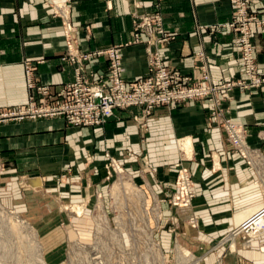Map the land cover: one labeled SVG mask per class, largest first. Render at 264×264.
<instances>
[{
  "label": "crops",
  "instance_id": "crops-1",
  "mask_svg": "<svg viewBox=\"0 0 264 264\" xmlns=\"http://www.w3.org/2000/svg\"><path fill=\"white\" fill-rule=\"evenodd\" d=\"M61 1L69 6L78 49L119 46L126 81L149 74V57L155 50L192 81L199 79L202 63L211 83L241 76L233 33L224 26L233 0H0V106L27 99L26 62L40 82L55 89L73 80L74 65L64 58L62 26L49 6ZM249 8L264 11V0H249ZM154 12L161 17L164 41L155 40L161 35L154 30L149 36L135 26L142 15ZM253 37L257 69L264 73V29ZM104 62L100 56L87 65L99 69ZM222 108L224 115L244 126L246 142L260 153L264 170V88H235ZM186 139L191 151L183 156L180 144ZM108 156L133 173L152 200H160L166 223L157 239L165 257L177 254V243L204 264H264L259 249L264 237L227 238L260 208L262 199L254 181L256 168L232 151L224 131L211 121L206 101L158 106L145 117L138 106L114 109L95 127L71 125L62 117L2 123L0 204L29 219L41 196L79 205L80 215L69 212L56 219L46 211L35 224L45 247L49 230L40 228L43 223L67 225V230L62 228L65 242L79 236L87 243L94 221L88 207L104 190ZM182 159L194 181L188 208L167 202L175 189L173 165ZM190 216L196 217L195 227L188 223Z\"/></svg>",
  "mask_w": 264,
  "mask_h": 264
},
{
  "label": "built area",
  "instance_id": "built-area-1",
  "mask_svg": "<svg viewBox=\"0 0 264 264\" xmlns=\"http://www.w3.org/2000/svg\"><path fill=\"white\" fill-rule=\"evenodd\" d=\"M230 20L224 24L233 33V42L238 52L241 76L227 79L221 83H211L204 63L200 66L199 79H192L181 74L176 68L168 66L161 58L158 50L149 57V74L143 78L126 81L123 78L121 48L111 46L103 49L80 51L74 36L69 6L65 1L50 3L52 17L59 20L64 36V58L74 65V78L58 89L43 84L36 76L31 63L24 64L26 102L11 109L0 110V122L7 120L38 119L43 117H62L67 123L84 127H95L104 123L114 109L138 106L143 115H149L158 106L183 104L190 101H206L211 121L215 122L225 133L232 151L242 157L246 163L256 168L258 179L254 181L260 190L262 203L258 210L233 228L228 237L230 240L240 237L253 239L264 237V170L262 159L257 149L246 142V130L240 123L233 122L223 113V101L229 92L238 89L264 88V73L257 69L253 36L257 30L264 29V11H252L249 0H233ZM135 26L147 31L149 36L154 30L161 36L156 41H164L161 17L158 13L144 14ZM89 34L85 35L88 38ZM149 42V39H148ZM202 60V53L195 54ZM104 56L105 62L99 69L88 67L89 61ZM106 164L115 169L116 162L108 156ZM261 165V166H260ZM175 192L169 203L173 207L188 208L194 198V181L182 162L175 164ZM154 204L149 207L154 208ZM156 209V208H155ZM157 210V209H156ZM154 228L164 227L166 221L159 211L152 217ZM190 226L195 227V216L188 219ZM159 230V229H158ZM127 234V233H126ZM129 239L128 234L126 235ZM125 236V238H126ZM127 239V240H128ZM225 239H222L224 241ZM93 244V239L91 240ZM126 243V242H125ZM260 250L264 252V240L260 242ZM106 252L98 251L87 255L88 264H109ZM109 256V255H108ZM114 262L127 258L116 253Z\"/></svg>",
  "mask_w": 264,
  "mask_h": 264
},
{
  "label": "rangeland",
  "instance_id": "rangeland-1",
  "mask_svg": "<svg viewBox=\"0 0 264 264\" xmlns=\"http://www.w3.org/2000/svg\"><path fill=\"white\" fill-rule=\"evenodd\" d=\"M154 13H158V12H154ZM25 102H26V100H25ZM19 105L17 104V105H11V106H9V105L8 106H0V110L16 108ZM141 111H142V116L145 117L143 115L142 109H141ZM11 121L19 122L22 120H7L5 122H0V124L6 123V122H11ZM182 151H183V156H188L190 154V151L188 153H186V151L184 152L183 149H182ZM107 162H108V160L106 161L105 165L103 166V168L106 171V175L107 176L109 175L107 178L105 187L103 188L104 190L103 191L100 190V192L96 193L95 199L93 197V202L90 205V207H88L90 213H92L93 220H94L95 214H97V203L99 201V198H101V200L103 202L104 209L106 211V215H107L109 223H110V226L112 228L117 227V225L115 224V219L117 217H120L121 213H120V209L118 210V209L113 208L112 203L114 201V198H113L114 194L113 193H115L116 186H118V184L116 182H118V176H119L118 170L120 169V170H122L121 175L130 179L135 186H137L138 188H140L141 190L144 191L146 198H147L146 202H145V209L147 211V215L149 217V222H150V225L152 227L151 237L154 241L156 240L158 242L157 235H158L159 230H161L162 228H160V227L154 228L151 221H152V217H154V218L157 217L159 211L161 212V208L159 206L160 200L157 199V197L154 200H152L150 198L151 196L148 195L149 190L145 191L142 188L141 183L137 179H135V176L133 175V173H130V171H126L125 169L121 168V166L116 161H115L116 162L115 169L117 171L113 170L112 167H110L109 165H108L109 168H107V166H106ZM178 162H182V165L185 166V168L188 170L189 174L191 175L189 168L187 167L186 164H184L183 159L178 161ZM178 162H176V163H178ZM245 163H246V161H245ZM175 164L173 165V168H172L174 171V176L176 175L175 174V169H176ZM246 164L250 165L248 163H246ZM250 166H252V165H250ZM173 184L175 187L176 186L175 181H173ZM175 189H176V187H175ZM175 189L173 192H175ZM118 192H119L118 201L120 202V205H124L126 193H124L122 190L121 191L119 190ZM127 197L129 198V202L131 200L132 201L137 200L136 197L133 196L132 193H130V192L127 194ZM43 198H44V196H41L38 198L39 199L38 209L35 211H32L31 218L30 219L25 218V217H23V218H25L27 221H29L31 223L32 227L35 229L36 234H37V239L42 246L43 259L47 264H73V263L69 262V258H68V248H69L68 242H69V239H67L66 242L64 241V234L62 231V228L64 229L65 226H66L65 229L67 230V225H65L63 227L62 226H58V227L57 226H50L49 227V226H45V223H43V225L40 226V228H43V229L48 228L47 230H49L47 232V234L49 235V244H47V246L45 247L43 239H42V237H40L41 235L39 236L37 233V228H36V224H35V222H37L36 218L40 217L41 214L46 212V211L51 212V214L56 219H62L66 213H69V212L74 213L70 209L72 205L55 203L52 200H48L47 198L43 199ZM169 199H170V197L167 199V202L170 205ZM134 202H136V201H134ZM153 204L155 205L154 208L150 209L149 207H151ZM54 206H55V208H54V210H52V207H54ZM161 214H162V212H161ZM162 217H163V214H162ZM5 220H6V217H4L3 215L0 214V264H16V260H17L16 257L18 255V253H19V256H21V253L17 251V249L19 250V247L17 246L15 237L8 230V226L5 223ZM41 221L42 220H39V222H41ZM94 226H95V222L93 221V228H92L93 232H92V237H91L92 239L94 236ZM64 233H65V230H64ZM126 235H127L126 232H124L123 233V236H124L123 241L126 242L125 248L127 249V250L125 249L124 252H127L128 257L127 258L124 257L123 259H121L119 261H121L122 263L125 262L124 264H141V263L142 264H153L154 261L152 258V254H149L148 249L143 246V243L140 242V240L135 236L133 237L131 235H128L129 237H131L128 239ZM125 236H126V238H125ZM77 238L78 239L75 238L74 240H72V242L75 243V241H80V242L84 243L85 245L90 246V248H87L88 250H83L82 248H80L78 255L74 258L75 262H77V264H83V261H82V259H83L85 261L84 264H88L89 259H87V255L89 258H91L90 256L93 255V253H97V251H98V249L96 247L92 248V246L94 245V239H93V244L91 245V244H89V243H92L91 240H89L90 242L88 241L86 243V242L81 241L79 236H77ZM176 245L179 248L178 251L180 253H177V247H176V253H177L176 255H172L171 257H168V256L165 257L162 253L163 258H162L161 262H163V264H187L189 262H191V263L195 262L193 264H204V262L196 260V257L193 258V256L191 255L192 252L190 251V249L187 246L183 245V247H180V245L177 243H176ZM45 248H46V250H45ZM100 251H103V253L106 252L107 256H105V258H107L109 260V262H108L109 264H110V262L115 261V259H113V257H116L115 256L116 253L113 249H112V252L109 253L103 247H100ZM120 255H123V253H120ZM27 263L28 264H30V263L36 264L33 257L28 258Z\"/></svg>",
  "mask_w": 264,
  "mask_h": 264
},
{
  "label": "bare ground",
  "instance_id": "bare-ground-1",
  "mask_svg": "<svg viewBox=\"0 0 264 264\" xmlns=\"http://www.w3.org/2000/svg\"><path fill=\"white\" fill-rule=\"evenodd\" d=\"M180 146L184 152L186 151V153L191 151L190 143L187 139L183 140ZM121 171L122 170L120 169L118 170L119 176L118 182H116L118 186H116V191L113 193L114 201L112 203L113 208L118 210L120 209L121 213L120 217L115 219V224L117 227L112 228L110 226L103 202L101 198H99L97 203V214H95L94 217V245L92 248L96 247L98 251H100V247H103L109 253H111L113 249L115 253L120 255V253H124V250L126 249L125 242L123 241V233L126 232L128 235L137 237L140 242L143 243V246L148 249L149 254H152L154 261L153 264H163V262H161L163 255L159 244L151 237L152 227L145 209V202L147 199L146 195L144 191L135 186L130 179L121 175ZM119 190H122L124 193H126L124 205H120V202L118 201ZM129 192L136 197L137 200H134L136 202L132 200L129 202V198L127 197ZM70 209L77 215L82 213V207L79 205H72ZM0 214L6 217L5 223L7 224L10 233H12L15 237L17 246L19 247V250L17 249V251L21 253V256H19L18 253L16 257V264H28V258L32 257L34 258L36 264H47L43 259L42 246L37 239L36 231L32 227L31 223L23 218L20 214L16 213L14 210L7 209L1 204ZM75 238L78 239L77 236ZM75 238L69 239L68 242V258L69 262L73 264H77L74 258L78 255L80 248L83 250H88L87 248H90V246H87L80 241H75V243L72 242V240ZM178 250L179 248L177 247V253H180ZM82 261L84 264L85 261L83 259ZM119 263L124 264L125 262L122 263L119 261ZM193 263L189 262L187 264Z\"/></svg>",
  "mask_w": 264,
  "mask_h": 264
}]
</instances>
